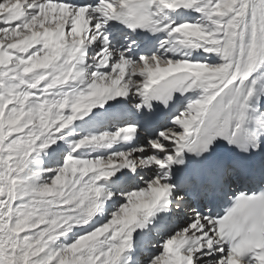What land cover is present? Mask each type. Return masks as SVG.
I'll return each mask as SVG.
<instances>
[{"label":"snow or ice","instance_id":"obj_1","mask_svg":"<svg viewBox=\"0 0 264 264\" xmlns=\"http://www.w3.org/2000/svg\"><path fill=\"white\" fill-rule=\"evenodd\" d=\"M0 264H264V0H0Z\"/></svg>","mask_w":264,"mask_h":264}]
</instances>
